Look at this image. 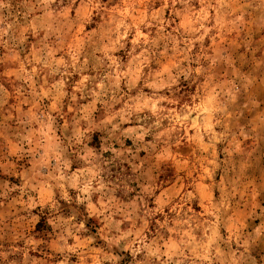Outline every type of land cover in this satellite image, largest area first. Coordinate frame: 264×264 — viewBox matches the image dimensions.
<instances>
[{
    "label": "clouds",
    "instance_id": "9594fccd",
    "mask_svg": "<svg viewBox=\"0 0 264 264\" xmlns=\"http://www.w3.org/2000/svg\"><path fill=\"white\" fill-rule=\"evenodd\" d=\"M0 264H264V0H0Z\"/></svg>",
    "mask_w": 264,
    "mask_h": 264
}]
</instances>
